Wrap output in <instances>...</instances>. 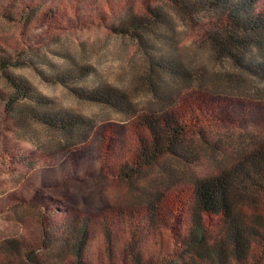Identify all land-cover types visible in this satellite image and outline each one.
<instances>
[{"label":"rangeland","instance_id":"rangeland-1","mask_svg":"<svg viewBox=\"0 0 264 264\" xmlns=\"http://www.w3.org/2000/svg\"><path fill=\"white\" fill-rule=\"evenodd\" d=\"M147 5L161 7V2L0 0V54L17 57L21 50L25 63L11 72L47 97L56 110L82 115L94 125L88 140L77 143L42 125L3 118L10 87L0 71V264H26L22 258L19 263L4 260L1 245L9 240L18 242L21 251L23 245L43 251L44 215L54 218L75 210L96 217L118 208L140 209L145 192L156 185L171 193L191 188L196 180L231 166L257 143L264 146V83L217 57L200 26L162 6L170 10L173 23L154 38L179 63L176 76L150 72L135 42L113 31L125 16L145 15ZM50 9L57 12L54 19H39ZM74 65L84 71L76 86L107 84L124 92L134 114L79 100L52 80ZM168 92L175 109L195 116L197 126L188 140L191 163L164 158L146 180L117 179L109 167L134 149L140 131L136 117L162 109L161 97ZM12 155L19 163L9 169ZM253 195L256 202L245 213L263 215L264 197ZM122 235L115 233L111 260L96 226L89 245L92 263L125 264ZM165 237L171 244L169 235Z\"/></svg>","mask_w":264,"mask_h":264},{"label":"trees","instance_id":"trees-1","mask_svg":"<svg viewBox=\"0 0 264 264\" xmlns=\"http://www.w3.org/2000/svg\"><path fill=\"white\" fill-rule=\"evenodd\" d=\"M158 1L161 7L147 5L145 15H127L113 27L118 36L135 42L150 72L180 74L174 56L154 38L159 29L172 26V10L191 25L202 28L217 57L228 59L264 83V0ZM55 15L57 12L50 9L40 14L39 19L45 22ZM21 52H17V57L0 54V71L10 87L3 118L36 123L77 143L86 142L94 126L90 119L56 110L47 97L11 72L12 68L25 64ZM83 73V69L74 65L61 70L52 80L68 87L79 100L134 114L124 92L107 84L87 89L76 86ZM165 94L161 97L165 103L162 109L136 117L140 131L134 149L124 160L109 167L117 179L146 180L164 158L191 163L188 140L192 127L197 126L195 116H186L175 109L170 93ZM14 163L18 164L19 159L12 155L7 159V168H13ZM160 187L156 185L145 192V204L140 209L118 208L96 217L75 210L54 218L44 215L40 244L43 251L38 253L37 248L29 245H23L21 251L18 242L9 240L1 245L4 260L12 263L15 258L19 263L22 258L26 264H93L89 245L93 229L99 226L104 237V254L111 260L116 253L115 233L121 231L125 264H264V214L245 213L256 202L254 193L264 197L262 143L239 155L231 166L196 180L191 188L171 193ZM167 234L171 244L166 240Z\"/></svg>","mask_w":264,"mask_h":264}]
</instances>
